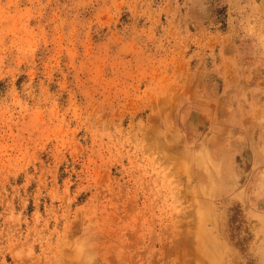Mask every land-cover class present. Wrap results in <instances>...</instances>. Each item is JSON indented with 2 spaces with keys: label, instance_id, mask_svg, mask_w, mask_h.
I'll return each instance as SVG.
<instances>
[{
  "label": "rangeland",
  "instance_id": "1",
  "mask_svg": "<svg viewBox=\"0 0 264 264\" xmlns=\"http://www.w3.org/2000/svg\"><path fill=\"white\" fill-rule=\"evenodd\" d=\"M0 264H264V0H0Z\"/></svg>",
  "mask_w": 264,
  "mask_h": 264
},
{
  "label": "bare ground",
  "instance_id": "2",
  "mask_svg": "<svg viewBox=\"0 0 264 264\" xmlns=\"http://www.w3.org/2000/svg\"><path fill=\"white\" fill-rule=\"evenodd\" d=\"M201 163V162H200ZM209 248V247H208Z\"/></svg>",
  "mask_w": 264,
  "mask_h": 264
}]
</instances>
